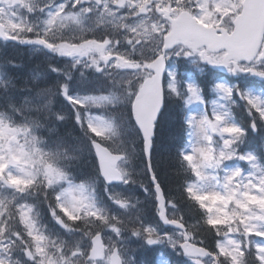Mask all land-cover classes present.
I'll list each match as a JSON object with an SVG mask.
<instances>
[{
    "label": "clouds",
    "instance_id": "clouds-1",
    "mask_svg": "<svg viewBox=\"0 0 264 264\" xmlns=\"http://www.w3.org/2000/svg\"><path fill=\"white\" fill-rule=\"evenodd\" d=\"M70 2L29 0L23 28L13 38H4L18 42V46H30L15 56L0 53V76L3 77L0 115L24 129L30 150L35 148L31 153L35 169L26 178L30 183L8 186L0 182V228L3 229L0 240L4 244L0 259L3 264H115V254H118L123 264H148L142 253L151 246L144 234V228L149 225L156 229L164 246H169L168 236L182 241L185 231L192 233L193 244H204L200 227L216 232L208 227L206 219L195 223L186 221L176 196L166 192L158 181L167 220L180 221L182 227L166 223L159 214L161 206L149 173L146 171L151 189L146 186L148 180L143 170L139 174L128 173L123 180L110 181L101 170L96 150L100 144L110 154L122 149L131 152L133 147L136 156L141 150L144 152L143 135L129 102L130 93L144 79L156 75L160 62L164 64L160 73L161 110L175 99H181L175 90H170L169 85L174 84L175 78L169 77L166 69L182 60L192 63L198 57L179 43L165 48L171 25L164 13L183 11L195 15L192 0H83L79 7L67 6ZM4 4L10 12V0H4ZM141 11L145 15L141 16ZM73 12L81 15L82 23L65 25L63 16ZM54 16L56 21L50 23ZM42 40L54 47H48ZM60 45L72 54L58 51ZM37 46L40 61L33 51ZM101 46L107 59L100 56ZM82 52L86 54L81 55ZM124 60L128 63L124 64ZM37 71L39 78L34 76ZM50 73L55 77L51 78ZM66 78L77 83L87 79L102 83L89 91L74 92L71 80ZM68 95L118 99L115 103L77 105L68 100ZM59 97L67 100V106L58 103ZM239 100L250 120L244 125L231 116L229 122L234 121L245 129L244 137L232 145L236 158L242 160L241 154L253 152L246 150L253 133L264 144V124L253 130L248 105L244 99ZM236 103L235 100L233 104ZM89 113L99 115H86ZM96 118L113 121L114 133L93 132L89 121L98 123ZM255 118L260 123L259 117ZM186 123L189 124L188 118ZM255 156V163L264 165V156ZM56 170L62 174L60 179L56 178ZM136 186L148 193L153 200L154 214L162 225L174 226L172 231L142 218L146 210L142 207V196L133 190ZM183 194L187 201L196 204L187 189H183ZM172 249L177 256L183 254L179 247ZM101 251L103 255L99 254Z\"/></svg>",
    "mask_w": 264,
    "mask_h": 264
},
{
    "label": "snow or ice",
    "instance_id": "snow-or-ice-1",
    "mask_svg": "<svg viewBox=\"0 0 264 264\" xmlns=\"http://www.w3.org/2000/svg\"><path fill=\"white\" fill-rule=\"evenodd\" d=\"M83 0H71L67 6L79 7ZM66 6V7H67ZM141 9L144 5H140ZM90 14V12H89ZM166 18L169 19L171 29L168 31L167 37H165V48L169 45H174L177 41H182L188 45L189 48L195 53L198 48V44L201 39L196 37L199 35V29L196 27L193 21L197 14L193 15L183 11H166ZM141 16L145 15L144 11H141ZM54 16L50 23L56 21ZM63 23L80 25L82 23V17L79 13L73 12L63 16ZM185 24L191 25V34L186 33L183 30ZM0 36L5 38H13L5 31H0ZM18 38V37H16ZM42 43L48 47H54L48 41L42 40ZM223 44L227 47V51L219 55H208L206 52L201 51L200 57L202 60L208 62L214 66H222L228 73L235 74H251L260 78H264V53H254L250 48H242L234 46L229 40L213 41L209 39V46L216 47ZM57 50L61 53L71 55L72 51L67 47L60 45L57 46ZM100 56L107 59L103 51V47L99 49ZM86 54L82 52L81 55ZM123 59V58H122ZM241 61H244L243 63ZM128 61L124 60V64ZM123 67V65H121ZM164 68L163 62H160L156 67V75L149 76L144 79L139 85L138 89L134 93H130L132 96V114L135 118L136 124L139 127L143 135V150L147 155L148 164L147 172L149 173L153 182L157 199L161 206L160 216L166 223L181 226L180 221L172 220L168 221L166 213L164 211V197L161 191V186L158 182L155 172L151 165V150L153 146V137L155 135L156 123L158 117L161 114L162 94L160 89V73ZM169 77H173L172 73H168ZM170 90L177 92L175 84L169 85ZM215 89L219 94L217 100H213L211 110L207 107L203 113L199 116L190 114L188 117V123L192 126L196 134L205 141L204 144L195 148L197 156L186 155L184 157L194 169H196L197 176L204 178L200 172V167H212L221 168L225 160L232 159L237 156V153L232 149V145L240 141L245 135V129L239 124L229 122L232 112L227 105L235 103L234 97L238 96L245 100L248 105L249 114L253 117L250 121V127L253 130L260 128L261 124H264V96L254 94L250 91L240 90L239 87L229 86L225 83H216ZM67 92V88H65ZM178 94V93H177ZM185 95L187 99L185 104L191 103L193 100H201L206 104L204 97L201 94V88L196 83H188L185 85ZM146 96L155 97L157 103L154 111H149L144 104V98ZM68 100L77 105H84L89 102L93 104L100 103H115L118 97L105 96V97H84L76 98L68 95ZM223 100L227 103L221 104L219 101ZM255 117H259L260 123H257ZM98 123H93L90 119L89 126L92 131L97 135H107L108 133H114L115 124L111 120L96 118ZM219 136L220 141L217 142L215 137ZM97 155L101 170L104 172L108 180H123L128 173L119 167L117 161L121 159L119 156L108 153L100 144L96 145ZM239 159L249 162L253 169H258L259 165L255 163L257 157L253 152L241 154ZM194 160H198L194 163ZM15 163L19 166V158L15 155L9 156L7 160L0 159V182L5 183L8 186H19L20 183H30L26 178L13 175L8 171V165ZM225 177L223 187L225 193L222 195L218 192L212 191L208 195H205L199 191L196 185H189L187 191L189 195L194 199L202 208L208 213L206 223L208 227L214 229L218 234L221 229H227L225 236L229 233H240L246 239L237 240L234 236L229 237L225 242H218L215 246V250H210L203 246L202 243H192V233L185 231L182 241H175L171 236H168V244L172 248L179 247L183 250V254L190 257L194 264H221L222 261L225 264H246L249 254L255 256L256 264H264V175L261 176L259 181V195L252 196L250 191L255 185H245V191L242 195H237L236 190L232 187L235 178L242 175L243 169L240 167L233 168L231 170L224 168ZM56 178L60 179L61 175L56 170ZM31 175V172L26 174ZM7 177V179H5ZM215 179V177H213ZM84 186H80L82 191ZM147 191V189H145ZM211 200L212 203H205L206 200ZM220 201V206H216V201ZM252 202L254 206H258L259 211H253L249 205ZM234 203L235 208H230V205ZM224 205H229L225 207ZM240 209V211H237ZM235 225V227L233 226ZM242 229V231H241ZM3 234V229L0 228V235ZM144 234L146 243L154 245L161 242V236L157 233L156 229L152 226H146L144 228ZM4 246L3 241L0 240V248ZM103 255V251L99 253ZM76 255V253H74ZM116 255L115 264H123L122 259ZM0 264H3V260L0 259Z\"/></svg>",
    "mask_w": 264,
    "mask_h": 264
},
{
    "label": "trees",
    "instance_id": "trees-1",
    "mask_svg": "<svg viewBox=\"0 0 264 264\" xmlns=\"http://www.w3.org/2000/svg\"><path fill=\"white\" fill-rule=\"evenodd\" d=\"M27 47L23 45L18 46V42H9L0 40V53L4 56H15V54L21 49ZM36 60L40 61L41 59L36 56ZM38 71L34 73L36 78H39L40 73ZM51 78L55 77L54 73L49 74ZM3 82V77L0 76V83ZM58 103L63 106H67L68 102H65L63 97H59ZM177 101L170 102L166 104L164 109L161 112L159 120L156 124V134L153 141L152 154H151V165L152 169L158 178V181L161 182L162 186L165 188L166 192L174 194L177 198V202L181 209V214L184 215L186 221L190 223H195L199 219H206L208 213L204 208H202L194 199L196 204L187 201L184 198L183 189H187L186 181L190 178H195L194 168L187 160H184L180 155V146L182 139L185 134L184 126L181 123V118L179 116ZM0 122L5 125L14 128L17 131V137L28 143V138L23 128L14 126L13 123L9 120H5L3 115H0ZM121 151H126L129 154V173L139 174L141 170L145 172V179L148 180L146 185L151 189L149 177L146 174L147 167L145 157L142 150L136 156V149L133 147L132 151L129 152L127 149H122ZM139 195L145 197L149 202L147 210V217L149 219H156V215L152 210L153 200L144 192L143 189H140L136 186L134 189ZM205 203H207L205 201ZM198 204V207H197ZM201 240L204 242L203 246H206L210 250H215L216 240L221 236L222 231L218 234L217 232H210L208 229L203 226L200 227ZM170 257L174 261H178V264H189L187 260L181 256H174L172 253ZM152 263L154 255L150 254V257L147 259ZM249 264H256L255 256L249 254L247 257ZM149 263V264H151Z\"/></svg>",
    "mask_w": 264,
    "mask_h": 264
},
{
    "label": "rangeland",
    "instance_id": "rangeland-1",
    "mask_svg": "<svg viewBox=\"0 0 264 264\" xmlns=\"http://www.w3.org/2000/svg\"><path fill=\"white\" fill-rule=\"evenodd\" d=\"M28 2L29 0H26L20 6V8L17 7L16 9H14L11 7L10 12L7 11L5 6L1 8L3 11H0V14L2 15L4 20L1 21L0 23V31H5L8 33L9 27L16 26L22 21L23 22L25 21L24 18H25L26 11L23 12L21 10L26 9V5L28 4ZM12 10H16L17 12H15L14 14H11ZM216 83H225L231 86L229 83L225 81H221V80H217ZM242 89L246 91H250L257 95L264 96V92H262L260 89L253 87V86H242ZM215 93H216V96L213 100H217L219 98V94L217 93L216 89H215ZM219 102L223 104V100H220ZM189 105L191 108V114L199 116L201 113H203L199 100H193L191 103H189ZM93 116H96V115H93ZM204 143L205 141H203L196 134L194 128L191 126V135H190L189 142L186 144V147H185V154L197 156L198 154L195 153V148L201 146ZM3 153L6 157V160L9 158L10 154L15 155L19 158V166H17V164L15 163L8 165V171L11 174L20 176L21 178H24L25 176H27L26 174L28 173V170L22 165L21 162L27 161L32 166L34 165V163L32 162L34 158L32 157L29 149H27L24 145H21L19 141L16 139L15 130L11 127L3 125L0 122V159H2L1 156L3 157ZM193 162L197 163L198 160H194ZM246 163H247V169H243L242 175L240 177L235 178L232 187L236 190V187L240 185L239 195H242L243 192L245 191V185H255V187L251 188V191L249 194L252 196H258L259 195V181L261 179V176L264 175V166L263 167L259 166L258 169H253L249 162L246 161ZM119 167H121L126 172H128V165L126 163H121ZM236 167H240V164H232V167L229 165L222 167L221 183H222V189L224 192H225V189L223 187L224 177H225L224 168L231 170ZM30 170H32L31 167H30ZM199 170L204 176L203 179L201 178L203 181L202 193L205 195H208L210 192L215 191L221 194L222 191L218 190V187L216 184V178L215 179L213 178L215 177V174L213 173L211 167L201 166ZM209 201L212 203L210 199ZM215 203L217 207L220 206L219 200H217ZM249 205L253 211H259L258 206H254L252 202H249ZM237 211H240V209H237ZM168 231H172V230H168ZM236 234L237 233H229L228 236H225L224 239L220 241V243L225 242L229 237H233V236L237 239ZM158 264H168L166 258L162 254L159 255L158 257Z\"/></svg>",
    "mask_w": 264,
    "mask_h": 264
},
{
    "label": "flooded vegetation",
    "instance_id": "flooded-vegetation-1",
    "mask_svg": "<svg viewBox=\"0 0 264 264\" xmlns=\"http://www.w3.org/2000/svg\"><path fill=\"white\" fill-rule=\"evenodd\" d=\"M209 2L211 5H209V8L207 10H203L202 8H200L201 16L204 15V19L207 23H209V25L218 27L221 26V24L215 21L217 19L216 14L211 13L213 11L211 6L220 9V6L224 5V2L227 3V9L220 10L228 12V16L220 22L224 24L223 26H228L234 19L235 15L240 11L239 7L241 5L242 0H210ZM192 3L195 4L196 0H192ZM225 21L227 22L226 24Z\"/></svg>",
    "mask_w": 264,
    "mask_h": 264
},
{
    "label": "water",
    "instance_id": "water-1",
    "mask_svg": "<svg viewBox=\"0 0 264 264\" xmlns=\"http://www.w3.org/2000/svg\"><path fill=\"white\" fill-rule=\"evenodd\" d=\"M234 46H237V44H233ZM226 47V46H225ZM256 47V45L255 44H251L250 45V49H254ZM227 48V47H226ZM144 104L147 106V108H148V110L151 112V111H154L155 110V107H156V103H157V101H156V99H155V97H153V96H146L145 98H144ZM146 155V154H145ZM115 156H119V157H121V155H115ZM146 157H147V155H146Z\"/></svg>",
    "mask_w": 264,
    "mask_h": 264
}]
</instances>
